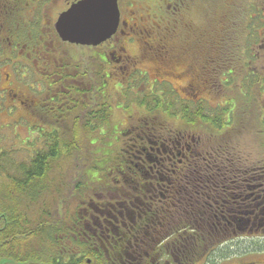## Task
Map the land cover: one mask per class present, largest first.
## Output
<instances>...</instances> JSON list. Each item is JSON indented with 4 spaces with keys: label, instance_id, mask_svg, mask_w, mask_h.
<instances>
[{
    "label": "trees",
    "instance_id": "16d2710c",
    "mask_svg": "<svg viewBox=\"0 0 264 264\" xmlns=\"http://www.w3.org/2000/svg\"><path fill=\"white\" fill-rule=\"evenodd\" d=\"M252 1L254 4L251 5L253 6L248 5L253 14L251 17L245 10L247 3H252ZM257 1L260 0L239 1L243 5V9L237 12L244 25L241 29H231L229 38H233L232 43L216 44L217 47L220 46L221 52L217 49V53L211 54V57L207 58L208 62L212 63L210 66L212 68L208 66L206 69V91L209 88L211 90L215 88L214 93L222 97L224 102L218 104L217 107L208 106L204 102L207 101L206 99H202L200 102L194 100L188 104H180L179 108L168 117L179 123L176 128L169 126V128L172 127L170 129L173 132L171 137L163 132H158L161 123L148 113V116L141 117L140 121L135 119L133 124L130 122L120 129H118V125L110 124L112 114H114L110 106L112 103L110 101H108L109 103L102 102L100 99L98 86L103 83V78L97 75L101 72V67L98 64L100 61H97L98 63L94 61L96 59L94 56L93 61L82 62L79 60L82 58L77 59L73 65L76 70L72 71L74 74L61 76V84L67 90L72 88L70 87L72 81L79 87L73 92L68 91L74 94L72 97L75 99H70L69 96L66 98L69 100L62 99V106L58 109L60 114L56 116L55 106H52L49 100L53 97L52 102H54L56 94L55 82L50 79L54 75L53 71L46 85L49 92L47 93L45 90V93L43 92L48 95L44 101V104H47V108H44V116L45 119L50 120L49 124H54L59 128L63 126L64 133L66 136L69 135L70 139H60V129L52 127L51 130L40 131L43 147L37 146L26 159L18 162L15 161V158L0 159V170L3 173L6 172V178L9 179V184L2 183L0 186V209L7 208L4 207L1 197H7V200L12 198L15 204L24 202L26 206L25 209L18 210L12 204H8L10 208L7 210L6 216H8L9 223L8 227L0 232V242L4 241L3 247L0 248V255L12 256L16 262L23 263V259L27 258L20 255L26 238L28 240L33 237L38 238L43 233L46 238L47 252H53L59 247L62 250L61 256L56 260H50L47 255L44 264H48L47 262L51 264H79L81 262L80 259L75 261L67 250L69 249L68 239L72 238L73 224L78 218V211L75 210L74 205L78 200L84 198L85 191L89 190L93 184L98 190L108 189L107 187H110L109 189L112 187V190L116 191L128 188L125 184L122 186L123 182L116 180L102 187V185L92 182L90 173L86 172L85 167L88 164H85V161L87 160L82 158H88L90 151L84 150L85 142L82 140V136L89 130L95 132L99 127L107 125L108 131L106 130L105 134H102L103 137L97 141L102 148L96 149L97 156L103 159H98L96 164L102 163V160L105 159H122L126 166V160L138 157L163 160L158 165L157 181L159 186L155 195L157 197L156 206H149L147 214L139 212L135 216L136 220L141 219L142 223L140 227L141 241L119 244L110 240L108 246H92L87 251L90 257L89 264H122V262L124 264H158L161 258L162 261L168 258L170 264L212 263L215 254L219 253L220 255L217 248L229 238L239 235L242 230H245L242 223L246 219L259 215L264 206L263 203H260L264 201L262 191L252 190L256 187L257 179L264 177V162H257V160L249 163L245 161V158L232 152V147L228 145L230 139L238 136L240 132L235 126H232V121L235 118L234 110L231 108L234 98L239 97V92H244L245 97H250L251 104L248 113L253 112L259 116L264 110V99L262 98L264 93V44L261 32L263 22L262 15L259 16L262 9L255 5ZM38 4L43 5V1H39ZM3 24L6 27V22ZM18 24V18L12 23H7L9 30L5 31L4 37H0V51L8 43L13 50L16 46L18 50L23 49V46L27 48V45L29 47L30 45L32 47L41 45L40 40L44 38L40 39L34 33L26 34V36L18 35L17 32L13 33L12 30L16 29ZM30 26L35 27V22H31ZM52 31L51 39L54 38L55 46V50L53 49L52 52L57 49L62 50L60 47L67 43L60 41L53 28ZM12 34L18 36H14L16 42L11 41L10 35ZM247 45L249 47L245 48L244 46ZM230 46L234 48L231 52L226 50ZM81 48L94 47L83 46ZM63 60L61 62L67 65ZM91 68L94 72L92 75V93H94L92 106L84 98V100L79 99L87 92L82 85L90 77L85 73V70ZM130 91L129 87L122 89V93H125L124 100L127 102L125 105L128 108L137 104L139 107H145L149 112L168 111L172 105L176 104L174 102L161 103L156 99V96L147 95L142 100L136 98L127 100L128 94H132ZM258 100H261V104L257 102ZM178 113H180L179 116H177ZM237 119L242 124L245 118L240 116ZM188 129H191L194 134L189 133ZM154 132L162 135L165 139L161 138V140L167 139L169 143L160 146L162 142L160 140L156 142L153 136ZM197 135L204 136V138ZM79 152L82 153L81 158L78 157ZM261 154L264 155V151ZM3 155L5 157V154L0 150V158ZM70 156H73L69 162H72L70 167L72 166L76 170L75 178H69L68 172L57 175L56 168L63 165L62 162H67ZM9 159L12 161L10 162ZM253 163L254 165H249ZM170 164L173 165L171 197L165 187L166 171ZM130 173L134 174L135 170L125 172V175H130ZM117 174L118 172H115V175ZM240 174H247L252 184H249L248 179L246 184ZM134 180L133 176L132 182L129 183L131 187L128 189L137 188ZM145 188L150 189L149 187ZM250 194L252 196L244 200ZM170 199H172L171 204L173 205L172 214L167 211L168 205H171ZM229 215L231 219L228 218ZM27 217L32 218L33 222L30 219L28 221ZM155 221L158 223L156 227L151 225ZM30 223L34 225L33 228L29 225ZM42 228L44 229L42 230ZM59 233L60 244L55 241L54 237ZM246 233H250L249 230H246ZM126 234L134 235V231L131 230V233H128L127 230ZM105 248L108 260H105L103 256ZM146 256H148L147 259ZM220 256L224 257L226 254ZM3 261L7 262L8 260ZM31 264L38 263L32 261Z\"/></svg>",
    "mask_w": 264,
    "mask_h": 264
},
{
    "label": "flooded vegetation",
    "instance_id": "af4514ba",
    "mask_svg": "<svg viewBox=\"0 0 264 264\" xmlns=\"http://www.w3.org/2000/svg\"><path fill=\"white\" fill-rule=\"evenodd\" d=\"M39 1H43V5L40 6L38 4ZM51 1L54 0H0V37H4L5 31L9 30L7 23L12 18L13 14L19 12V9L20 12H25V6H29L30 4L32 7L31 9H27L26 19H29V23L35 22V27L33 28L36 33L34 34L40 37V39L50 36L51 33H53L52 28L54 30L55 20L51 19L50 21V16L47 13L42 12L43 14H39L38 9L41 7L50 9L51 6L47 7V5H50ZM76 1L78 0H73L70 4ZM239 1L241 0H217L216 3L212 1L210 5L214 9L215 14H208V21L205 20V24L203 22L205 25L203 31L200 30L196 33L194 25L186 23L180 25L179 17L186 13L187 10H191L190 6H192L193 3H191L190 0H117L119 24L114 35H120V40L118 44L115 46L113 45V48H110L109 51L104 53L101 52L98 56L100 61H102L100 62L101 72H99V74L97 73V75L103 78V83L98 86L102 102L107 101L109 97L111 88L110 82L113 79L111 78V70L115 75H120L119 79H117L118 81L115 82L118 86L120 85L122 88H128V86L134 84L136 80L140 81V83L146 87L147 96H156V99L161 103L174 102L180 106V104H188L190 101L195 100L200 102L202 99H206L201 97L200 94L206 92V69L208 66L210 67L212 65V63L210 64V62H208L207 58L211 57V54L217 53V49L221 52L220 46L217 47V45L226 42L232 43L233 38H229L231 29H241L244 25L241 23L242 21L238 15V12L243 9V5L239 3ZM249 4L253 6L251 4L254 3L253 1L252 3L248 2L245 11L247 14L249 13L248 16L252 17L253 14L248 7ZM255 5L262 9L259 16L262 15L263 26L261 32L263 35L262 43L264 44V0L257 1ZM164 13L166 15H164ZM49 21H53V26H48V28H46ZM5 22L6 27L5 24H3ZM36 24L38 25L36 26ZM206 26L210 27L207 32L205 30ZM17 28L18 27H16V29ZM16 29L12 30L13 33L16 32ZM183 29H186V34L182 31ZM204 34L205 42H203V47L201 49L196 48L195 44L204 40ZM189 36L191 37L190 39ZM129 44L135 46V48L129 49V51H131L130 53L126 52ZM8 45L10 44L8 43ZM31 47L30 45L29 52L25 51L26 48L24 46L22 49V55H28L24 58V63H26V67L24 68L25 72H28L30 69L32 71H39L43 75L44 81L47 82L54 70V85L56 91L54 100L55 115L58 116L60 114L58 109H60L62 106L61 102H63L62 99H66L68 96L70 99L74 98L72 97L74 95L72 92L78 89L79 86L72 81L70 87L75 89L70 88L67 90L65 86L61 84V76L64 73L70 74V71L64 70L63 72L61 70L63 63L61 62L60 51L58 49L52 53L45 51L43 56V54L36 52L35 49ZM244 47L248 48L249 45ZM226 50L231 52L234 48L230 46ZM36 53L39 55H35ZM109 54L114 62L110 61L108 57ZM114 54L117 55L114 56ZM50 59L52 61H49ZM52 64H54L55 67H51ZM110 64H113V66ZM10 67H14V62H11ZM47 68H49V70L52 69V71H50V73L42 72L43 69ZM92 68L90 70H85V73L92 76V73H94L92 72ZM149 70H151L150 73L148 72ZM72 71L76 70L73 69ZM4 77V82L8 86L6 88H1L5 91L7 97L9 96L13 99L12 106L16 103L17 105L15 107H22V111L24 110L23 117L24 113H28L29 115V112L32 111V107H34V109L37 108L34 115L41 119L42 117L38 116L37 113L40 110L44 114V108H47L46 103L45 105L39 104L40 99H32L31 96L27 97L24 94L22 95L15 92L9 87V74L6 73ZM173 80H180L184 83L175 87L172 84ZM92 82V77H89L87 82L82 85L87 92L85 96L81 95L79 97L80 100L85 99L88 103H91V106L94 94L92 93ZM161 86H166L165 90L167 93L158 89ZM130 90L133 91L132 88H130ZM68 91L72 92L70 93ZM123 96L125 97V93ZM75 97H77L76 94ZM176 104L174 105L176 106ZM174 105H172V108L168 111H142V114L145 113L144 116L151 114L152 117L154 114L160 112L168 118L169 115L176 111L174 110ZM142 114L138 113V116H140L139 121L141 117H143L141 116ZM126 125L128 124L124 126ZM159 127L160 130L158 129V132H163L171 137L173 132L170 128L172 127ZM153 136L156 142L157 140L162 142L160 146L169 143L167 139L165 141L161 140V138L164 137L160 134L154 132ZM162 160L163 159L138 157L126 160V166L123 164L122 159H105L102 163L95 164L101 167L104 173H101V176H103L102 178L98 173L90 172L94 175V178L96 177L97 179L93 180V182L103 187L112 183L111 181L116 180L118 182H123L122 186L125 184L126 187L129 188L131 187L129 183L132 182L134 176L137 188L132 190L124 188L125 190L119 189L116 191L107 187L108 189L91 190L85 192L83 195L84 198L76 202L74 206L75 210L78 211V218L73 224V232L71 233L72 238L71 240H69L70 238L68 239L69 249H67L70 255L74 257L75 261L80 259L79 261L81 262L79 264L84 262L89 264L90 257L87 254L88 249L95 245L103 247L108 246L110 240L119 244H130L138 240L141 241L140 227L142 223L141 219L136 220L135 216L139 214V212L147 214L149 206H156L157 197L155 195L157 187L159 186L157 181L159 174L158 165ZM106 166H108V168H106ZM133 170H135L134 174L130 173V175H125V172ZM115 172H118V174L115 175ZM166 172L167 182L165 187L167 188L169 197H171L173 185L172 164L169 165ZM108 179H110L109 182ZM144 187H149L150 189H144ZM262 193L264 194V190ZM113 194H115L116 199L111 198ZM251 196V194L246 196L244 200ZM169 202L171 204L172 199H170ZM260 203L264 204V201ZM172 206L171 204L167 207V211L171 214ZM9 208L10 207H7L5 210L0 209V232L8 227L9 219L6 214ZM261 210L259 215L246 219L244 223H242L245 230H249L250 233H252L253 230L254 232L261 231V233L264 234V206ZM228 218L231 219V216L229 215ZM22 219L24 220L25 218L23 217ZM27 219L29 221L30 217H27ZM30 221L33 222V219L31 218ZM31 223L29 225L33 228L34 225ZM227 224H229V221H227ZM151 225H155L156 227L158 223L155 221L151 223ZM43 229L44 228H42V230ZM127 230L128 233H131V230H133L134 235H127ZM41 234L38 238L33 237L29 240L26 238L27 242L24 243L22 254L20 255L23 258H27L26 260L23 259V263H20V261L16 262L14 257L5 255H0V262L8 260L3 264H31V262L34 261L38 264H44L47 255L50 257V260H56L57 257L61 256L62 250L59 247V249L53 250V252H47L45 248L46 238L43 233ZM54 237L55 241H58L60 244V233ZM3 244L4 241H1L0 248L3 247ZM103 256L105 260H108L106 248ZM147 258L148 256H146V259ZM161 259L158 264H170L168 258L163 261ZM47 263L51 264L50 262ZM122 264H124V262H122Z\"/></svg>",
    "mask_w": 264,
    "mask_h": 264
},
{
    "label": "rangeland",
    "instance_id": "374dc122",
    "mask_svg": "<svg viewBox=\"0 0 264 264\" xmlns=\"http://www.w3.org/2000/svg\"><path fill=\"white\" fill-rule=\"evenodd\" d=\"M73 0H54L51 1L50 9L48 8H40L38 9V13L41 14L47 13L50 16V21L51 19L56 20L58 14L62 11L65 10L66 7L70 4V2ZM192 6H190V11L187 10L186 13H184L182 16L179 17L180 19V25L183 23L186 24H191L194 25L195 27V32L198 33L200 30L203 31L204 24L206 21H208V14L213 15L215 14L214 9L211 7L210 3L213 1L216 3L217 0H190ZM31 3V2H30ZM31 4L29 6H25V12H17L10 20L8 23H12L13 20L18 18V28L16 29V32L18 35H24L26 34H33L36 33L34 28L30 26L29 19H26V13L27 9H31ZM24 13V14H22ZM42 13V14H43ZM164 15H166L164 13ZM206 20V21H205ZM48 22L46 25V28L48 26H53V21ZM204 22V24H203ZM45 23V22H44ZM210 27H205V30H209ZM186 34V29L182 30ZM212 33V31H211ZM52 35V34H51ZM51 35L48 37H45L41 41V45H36L33 46L32 48L35 49L36 52L43 54L45 51H49L52 53L54 49V38ZM14 36H17L15 34L11 35V41L16 42V38ZM18 37V36H17ZM191 37L189 36V39ZM120 40V35H114L112 38H110L107 41H104V43L100 44L97 48H81L83 46H77V45H63L62 50H60V56H61V61L66 62L62 66V71L67 70L71 71L70 74H73L72 70L74 69V66L77 59L81 60L82 62L87 61H93L94 58H96L94 61H100L98 58L99 53H104L109 51L110 48H113V45L115 46L118 44ZM10 41V42H11ZM203 42H205V34H204V40H202L200 43L195 44L196 48H202ZM19 43V42H17ZM132 44H129V46ZM11 45H5L2 51H0V150L1 153L5 154L0 158V159H16L15 161L18 162L19 160L26 159L28 155H30L31 152H33L36 147H43L42 144V136L40 131H47L48 129L51 130L53 128H58L60 129L61 135L60 139L63 140H69L70 138L68 137L69 135L66 136L65 130H63V126L59 128V126H55L54 124H49L48 122L50 121L48 118L45 119L44 114L39 110L37 113L38 116L42 117L41 119L38 118L35 114V111L37 110L32 107V111L28 113H24L23 117V111L22 107H15L17 104L14 103L12 106V100L11 97H7L5 94V91L2 90V88H6L8 85L5 84L4 82V76L6 73L9 74V81H10V88H12L15 92H18L19 94H24L27 97L31 96V98L35 99H40L39 104H44V101L48 98V95L44 94V90L48 93L49 89L46 86L48 82L44 81L43 75L36 70H28V72H25V67L26 63H24V58L27 57L28 55H22V49L17 50V46L15 50H13ZM127 46L128 49L126 52L130 53L129 49L135 48V46ZM137 46V45H136ZM28 48H26V52L30 51L29 45H27ZM48 49V50H45ZM36 53L35 55H39ZM117 54H114L116 56ZM44 56V54H43ZM108 57L110 58L111 62H114L112 59L111 55L109 54ZM47 61V60H44ZM49 61H52L51 59ZM11 62H14V67H10ZM102 62V61H100ZM98 63V62H97ZM100 64V63H98ZM113 66V64H110ZM51 67H55L54 64L51 65ZM28 69V68H27ZM113 69V68H112ZM52 69L49 70L43 69L42 72L44 73H50ZM54 71V70H53ZM149 73L151 70L148 71ZM113 78L110 82L111 88L109 92V97L107 98V102L110 101L112 104L111 110L114 114H112V119H111V125H118V129L120 127L124 126L125 124H129L131 122L132 124L134 123V120L138 117V113L142 114V111H149L145 107H139L137 104L131 105L126 107L125 103V97L123 96L122 93V87L118 86L117 82L119 79V74L115 75L113 71L111 70ZM67 74V73H64ZM93 75V73H92ZM23 76V77H22ZM22 77V78H21ZM90 77H92L90 75ZM149 78V77H148ZM53 82L55 79V75L50 78ZM36 82V83H35ZM173 85L177 87L178 85H182L184 82L180 80H173L172 81ZM30 83V84H29ZM33 85V86H32ZM40 85V86H39ZM124 85V84H122ZM2 87V88H1ZM129 89L132 88L133 91L128 94V99L127 100H134L136 99H143V97L146 94V87L140 83V81H135L134 84L128 86ZM206 87V86H205ZM214 87V86H213ZM166 86H161L158 89L163 90L164 93H167L165 90ZM40 89V90H39ZM215 88L211 90H207L206 92H202L200 95L201 97L206 98L207 101H204L208 104L210 107H217L218 104H221L224 102L222 100V97H219L218 94L214 93ZM232 89V88H231ZM39 90V91H37ZM206 90V88H205ZM52 91V90H51ZM44 92V93H43ZM239 92V90H238ZM182 95V93L180 92ZM239 97L234 98V104L232 110H234V118L233 119V124L232 126H235L236 129H238L240 132L238 136L231 138L228 145L231 148V151L236 153L239 157L245 158V161H262L264 162V155L261 154L262 151H264V110L263 112L257 116L255 113L251 112L248 113L247 111L250 108L251 100L250 97H245L246 95L244 92H239ZM262 98L264 99V93L262 94ZM52 98H49L51 101V105L55 106V101L52 102ZM69 100V99H65ZM258 103L261 104V100L257 101ZM109 103V102H108ZM45 105V104H44ZM47 106V104H46ZM175 106V105H174ZM153 108V107H152ZM179 108V104H176L174 110ZM57 111V110H56ZM244 112V113H243ZM147 113V112H146ZM128 114H131V116H128ZM34 115V116H33ZM142 114L141 116H144ZM179 116V114H177ZM240 116H244V121L241 124L240 120L237 119ZM152 117H156L157 120L161 123V126H173L176 128L177 125H179L178 122L174 119H169L164 116L162 113H157L154 114ZM165 117V118H164ZM139 118H137L136 121H138ZM115 126V125H114ZM48 127V128H47ZM109 129V128H108ZM97 131L93 132L89 130L86 134L82 136V140L85 142L84 143V150L85 151H90L89 157L88 158H82L86 159L85 164H88L86 168V172H93V173H98V175L101 176V173L103 170L101 167L96 166V161H99L98 159H103L100 156H97V148H102L101 144H98V139L100 137H103L102 134H105L107 130V125H104L102 127H99L96 129ZM165 130V129H163ZM108 131V130H107ZM189 133H193L191 129H188ZM191 131V132H190ZM204 134V132H202ZM196 135V134H195ZM200 136L201 138H204V136ZM42 144V146H41ZM108 144V143H106ZM82 153H78V157L81 158ZM84 155H86L84 153ZM92 156V157H91ZM73 156L68 157L67 162H62L63 165L59 166V168H56L55 172L57 175L60 173H66L68 172L69 178H75L76 176V170L70 167V164ZM98 157V158H97ZM11 162L12 160L9 159ZM103 161V160H102ZM259 164V163H257ZM77 165H79L77 163ZM249 165H254L249 164ZM239 167V166H238ZM108 168V166H106ZM81 169V168H79ZM243 170V169H242ZM6 172L3 173V171L0 170V186L2 183L9 184V179H7ZM239 175V174H238ZM242 175V174H240ZM65 177V176H64ZM91 181L93 182L94 180H97L96 177L94 178V175L90 173ZM103 178V176H101ZM59 178V177H57ZM68 178V177H67ZM68 178V179H69ZM54 179V178H53ZM243 181L246 183V180L248 179L249 184H252L251 179L249 176L242 175ZM57 180V179H55ZM110 179H108V182ZM241 183V184H245ZM247 184V183H246ZM255 188H252V190H257V191H263L264 190V177H260L257 179V183L255 184ZM239 187H240V182H239ZM112 189V187H111ZM92 191L97 190L96 186L93 184L91 185L90 189ZM89 190H86L85 192H89ZM111 198L116 199L115 194L111 196ZM1 199L4 202V207H8V204H12L15 209L21 210L25 209V203L20 202L15 204V202L10 198L11 200H7V197H4ZM3 205V204H2ZM1 207V204H0ZM27 242V239L26 241ZM217 251L220 252V255L226 254V256L222 257L219 255V253L215 254L214 261L212 263L210 262H202V264H264V234L261 233V231H256L253 233H246V230H242L240 234L235 235L228 240H226L224 243H222L218 248ZM215 253V252H214ZM213 253V254H214ZM212 254V255H213ZM4 261H1L0 264H3ZM201 262L197 263L200 264Z\"/></svg>",
    "mask_w": 264,
    "mask_h": 264
},
{
    "label": "water",
    "instance_id": "95a60500",
    "mask_svg": "<svg viewBox=\"0 0 264 264\" xmlns=\"http://www.w3.org/2000/svg\"><path fill=\"white\" fill-rule=\"evenodd\" d=\"M118 24L117 0H78L58 14L54 30L63 43L96 47L115 34Z\"/></svg>",
    "mask_w": 264,
    "mask_h": 264
}]
</instances>
